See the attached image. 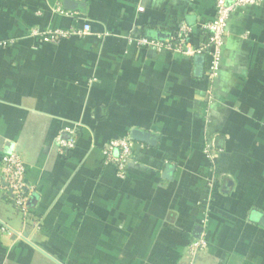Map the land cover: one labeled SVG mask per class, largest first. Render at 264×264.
I'll return each mask as SVG.
<instances>
[{
  "label": "crops",
  "instance_id": "obj_1",
  "mask_svg": "<svg viewBox=\"0 0 264 264\" xmlns=\"http://www.w3.org/2000/svg\"><path fill=\"white\" fill-rule=\"evenodd\" d=\"M213 12L214 0H0V42L13 41L0 47V159L17 153L34 187L27 222L0 192V264H264V3L230 15L213 85L205 59L198 76L193 58L134 42L186 24L197 47ZM84 25L56 45L28 36ZM66 130L77 144L61 157ZM132 130L146 138L120 180L100 149Z\"/></svg>",
  "mask_w": 264,
  "mask_h": 264
},
{
  "label": "built area",
  "instance_id": "obj_2",
  "mask_svg": "<svg viewBox=\"0 0 264 264\" xmlns=\"http://www.w3.org/2000/svg\"><path fill=\"white\" fill-rule=\"evenodd\" d=\"M264 3V0H214V12L212 17L202 23L200 28L205 34V41L197 47L189 44V35L192 28L186 24H181L168 40L157 41L145 36L138 37L134 40L140 48L152 49L155 52L169 51L181 54L189 58L202 56L205 59V79L211 85L217 79L220 69V57L223 49L226 35L227 23L230 15L237 10L253 5ZM61 13V12H60ZM89 27L84 25L82 30H60L49 29L40 31L32 28L28 32L30 38L37 39L39 43L45 45H56L71 36L81 37L88 33ZM13 41H1L0 47L7 48ZM212 102V86L206 92V113ZM68 138L58 137L56 139L57 153L64 157L71 152L77 144L76 134L69 132ZM220 148L215 147L214 143L205 144L203 153L209 162L214 161L217 153H221ZM102 161L105 165H110L114 170V175L120 180L127 178V165L132 156V143L128 138H114L107 141L100 149ZM211 181L209 187H213L215 180V170L213 166L208 169ZM34 187L27 184L25 179V166L22 158L14 152L5 153L0 159V192L4 199L9 202L15 213L23 222L31 220V211L29 200L33 193ZM206 216L201 220L200 226H205ZM7 228L0 226V234L8 235ZM206 248L204 233L194 239L187 246L189 256H194Z\"/></svg>",
  "mask_w": 264,
  "mask_h": 264
},
{
  "label": "water",
  "instance_id": "obj_3",
  "mask_svg": "<svg viewBox=\"0 0 264 264\" xmlns=\"http://www.w3.org/2000/svg\"><path fill=\"white\" fill-rule=\"evenodd\" d=\"M145 37L152 39V40H157V41H164V40L169 39L168 36H165L164 34L158 32V31H153V30L147 31ZM193 59H194V62L197 66L195 69L196 75L201 76V72H202V68H203V64H204V57L196 56ZM145 138H146V134L143 132H139L137 130H132L130 132V135L128 136V139L130 141H138V142H142V141L144 142ZM166 170L169 173V172H171L172 169L167 167Z\"/></svg>",
  "mask_w": 264,
  "mask_h": 264
}]
</instances>
